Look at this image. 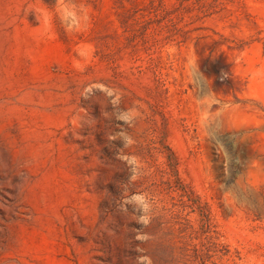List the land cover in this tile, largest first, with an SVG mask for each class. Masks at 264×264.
I'll return each mask as SVG.
<instances>
[{
  "label": "rangeland",
  "instance_id": "rangeland-1",
  "mask_svg": "<svg viewBox=\"0 0 264 264\" xmlns=\"http://www.w3.org/2000/svg\"><path fill=\"white\" fill-rule=\"evenodd\" d=\"M0 264H264V0H0Z\"/></svg>",
  "mask_w": 264,
  "mask_h": 264
}]
</instances>
